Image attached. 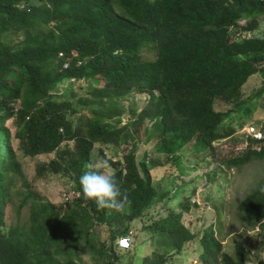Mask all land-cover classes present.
<instances>
[{"label": "trees", "instance_id": "16d2710c", "mask_svg": "<svg viewBox=\"0 0 264 264\" xmlns=\"http://www.w3.org/2000/svg\"><path fill=\"white\" fill-rule=\"evenodd\" d=\"M262 15L264 0H0V264H116L120 255L96 235V224L110 226L113 244L129 233L128 223L164 197L151 169L167 161L156 156L139 162L136 144L154 141L176 166L180 151L194 141L215 153L214 142L234 132L225 120L234 112L251 111L244 86L254 74L264 77V37L239 36L256 30ZM245 18L249 21L242 25ZM147 47L156 50L154 59L141 56ZM71 79L95 84L76 103L86 111L55 94L60 83ZM141 92L149 97L140 111L135 101L131 107L123 103ZM218 99L233 106L219 110ZM17 102L18 113L12 107ZM125 113L130 119L122 124ZM15 114L21 121L19 148L31 156L56 154L38 166L37 174L66 172L80 193L74 205L57 208L28 192L18 203L19 209L30 203L28 219L8 221L12 187L19 177L27 183L6 126ZM123 140L134 147L123 162L102 159L115 168L108 175L126 197L124 206L97 209L83 198L78 177L93 164L96 143ZM241 150L224 157V164L238 168L264 159V139L260 147L250 143ZM261 188L264 180L240 209L264 231ZM193 204L183 199L180 207L145 225L159 250L146 255L143 264H166L168 256L195 238L183 222ZM201 244L202 264H248L245 245L225 252L212 229L210 234L206 229ZM81 247L92 254L90 263L81 259Z\"/></svg>", "mask_w": 264, "mask_h": 264}, {"label": "rangeland", "instance_id": "374dc122", "mask_svg": "<svg viewBox=\"0 0 264 264\" xmlns=\"http://www.w3.org/2000/svg\"><path fill=\"white\" fill-rule=\"evenodd\" d=\"M257 29L252 32H242L240 38L258 36L264 37V15L258 18ZM249 19L242 20L246 25ZM157 55L153 47H147L141 54L143 58L154 59ZM95 84L87 79L81 81L69 80L60 83L55 94L58 99H70L75 104L79 97L88 95ZM101 85V84H100ZM246 97L249 96L250 113L243 115L233 113L225 120V125L234 129V132L219 141L214 142L215 153H212L201 140L188 144L180 151L181 161L178 166L164 154L162 148L149 143L139 141L135 148L132 141H121L117 144L96 143L92 151V163L105 174L112 173L115 168L104 164L103 156L123 162L124 153L133 148L136 151L138 161L146 158L161 156L165 159L162 166L151 169L153 183L158 187L164 197L146 211L141 218L128 223L132 234V246L128 250L118 248L117 240L112 244V235L108 224H96V235L106 243V247L117 250L120 258L116 264H143L146 255L154 249L159 250V245L150 230L145 229L159 217L167 214L168 209L178 208L183 199L190 198L192 204L189 212L183 215V222L195 233V238L187 242L180 252L168 256L166 264H202L201 237L208 228V234L213 230L216 237L222 242V250L233 253L237 244H243L249 249L248 264H258V260L264 259V231L253 226L240 209L241 201L264 180V159H253L242 167H227L222 159L235 156L242 151L246 140L245 126L249 123H260L264 119V77L262 74H254L243 88ZM147 92L134 93L123 101L127 107L132 102H137L138 111L147 103ZM78 110L86 111L85 106L76 104ZM233 104H226L222 100L216 101V108L227 110ZM18 113V102L12 104ZM79 113V111L77 112ZM77 114L73 115L76 117ZM130 119L129 113L122 116V124ZM6 126L12 131V146L16 150L19 160L22 162L27 183L19 177L12 187L14 194L13 203L8 205L7 219L11 222L24 221L30 214V203L19 209L18 203L28 192L34 193L43 201H50L57 208L67 209L75 204L77 198L74 181L66 172H46L37 174V168L41 163L49 162L56 157L54 152L38 155H27L19 148V140L16 132L21 126L20 117L15 114L6 121ZM242 143V144H241ZM74 144L70 141V145ZM64 147V144L61 146ZM150 163L148 162V165ZM115 229H118L113 225ZM120 237V236H118ZM118 239V238H117ZM81 250H84L81 247ZM80 250V251H81ZM81 259L85 262L93 260L92 254L84 250Z\"/></svg>", "mask_w": 264, "mask_h": 264}, {"label": "clouds", "instance_id": "9594fccd", "mask_svg": "<svg viewBox=\"0 0 264 264\" xmlns=\"http://www.w3.org/2000/svg\"><path fill=\"white\" fill-rule=\"evenodd\" d=\"M105 166L107 161L104 162ZM97 165L88 164L78 177V183L85 200L93 201L97 209L120 211L124 206V197L112 175L98 171ZM264 191V188L260 189Z\"/></svg>", "mask_w": 264, "mask_h": 264}, {"label": "built area", "instance_id": "2783aa9c", "mask_svg": "<svg viewBox=\"0 0 264 264\" xmlns=\"http://www.w3.org/2000/svg\"><path fill=\"white\" fill-rule=\"evenodd\" d=\"M242 23V21H241ZM62 55V53H61ZM68 62L65 63V66H68ZM246 131V140L244 142V147L248 146L250 143L255 145L256 147H260V141L264 139V119L261 120L260 123H249L245 126ZM76 196L80 195L79 192L76 191ZM132 234L133 231L130 230L128 234L120 236L117 239L118 248L122 250H128L132 246Z\"/></svg>", "mask_w": 264, "mask_h": 264}]
</instances>
